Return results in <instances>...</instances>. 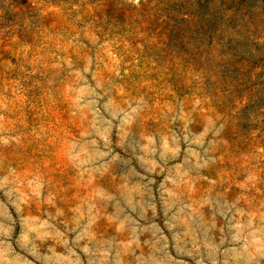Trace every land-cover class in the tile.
<instances>
[{
    "label": "rangeland",
    "instance_id": "1",
    "mask_svg": "<svg viewBox=\"0 0 264 264\" xmlns=\"http://www.w3.org/2000/svg\"><path fill=\"white\" fill-rule=\"evenodd\" d=\"M65 52L77 66L90 63L109 94L122 92L117 101L143 97L145 129H179L171 119L181 113L193 128L207 125L216 157L207 176L216 183L200 176L197 187L239 194L244 207L261 210L264 0H0V136L11 141L0 143V176L43 174L45 193L66 211L83 189L60 141L72 132L60 99L68 73L53 58ZM249 173L255 186L241 192ZM55 202L26 207V226L55 213Z\"/></svg>",
    "mask_w": 264,
    "mask_h": 264
},
{
    "label": "clouds",
    "instance_id": "2",
    "mask_svg": "<svg viewBox=\"0 0 264 264\" xmlns=\"http://www.w3.org/2000/svg\"><path fill=\"white\" fill-rule=\"evenodd\" d=\"M53 63L68 73L60 99L72 132L60 141L83 195L65 211L43 174L0 176V264H264V206L251 212L239 194L197 187L200 176L216 183L207 125L193 128L181 113L171 119L179 129H145L143 97L117 101L122 92L109 94L90 63L77 66L66 52ZM256 179L249 173L236 187ZM50 198L55 213L26 226L25 208Z\"/></svg>",
    "mask_w": 264,
    "mask_h": 264
}]
</instances>
